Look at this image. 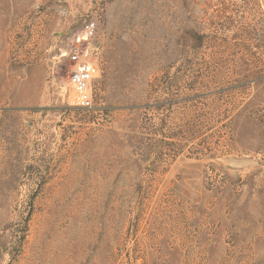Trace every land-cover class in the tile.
Segmentation results:
<instances>
[{"label":"rangeland","instance_id":"1","mask_svg":"<svg viewBox=\"0 0 264 264\" xmlns=\"http://www.w3.org/2000/svg\"><path fill=\"white\" fill-rule=\"evenodd\" d=\"M0 264H264V0H0Z\"/></svg>","mask_w":264,"mask_h":264},{"label":"built area","instance_id":"2","mask_svg":"<svg viewBox=\"0 0 264 264\" xmlns=\"http://www.w3.org/2000/svg\"><path fill=\"white\" fill-rule=\"evenodd\" d=\"M62 56L61 54L60 57ZM67 57L69 64L66 67V82L73 89L77 104L85 108H92L95 105V99L91 86L96 68H90L89 62L82 59L78 48L70 50Z\"/></svg>","mask_w":264,"mask_h":264},{"label":"bare ground","instance_id":"3","mask_svg":"<svg viewBox=\"0 0 264 264\" xmlns=\"http://www.w3.org/2000/svg\"><path fill=\"white\" fill-rule=\"evenodd\" d=\"M89 66H90L91 69H94V67L92 65L89 64Z\"/></svg>","mask_w":264,"mask_h":264}]
</instances>
